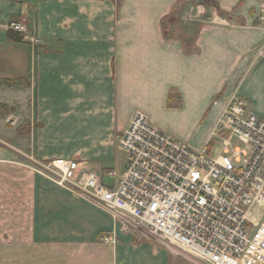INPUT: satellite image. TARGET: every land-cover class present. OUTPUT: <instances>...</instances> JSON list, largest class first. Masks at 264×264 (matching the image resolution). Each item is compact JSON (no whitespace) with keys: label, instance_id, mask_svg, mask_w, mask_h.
Wrapping results in <instances>:
<instances>
[{"label":"crops","instance_id":"1","mask_svg":"<svg viewBox=\"0 0 264 264\" xmlns=\"http://www.w3.org/2000/svg\"><path fill=\"white\" fill-rule=\"evenodd\" d=\"M182 1L0 0V107L8 123L35 129L33 158L72 153L82 171L119 173L115 136L134 111L164 131L167 118L158 113L209 111L207 141L233 93L264 118V0H211L228 23L191 25L184 41L163 27L168 21L176 29ZM14 21L27 29L15 30L21 40L7 37ZM16 168L12 228L0 232L12 238V264L130 263L128 246L118 241L130 233L124 219ZM105 234L115 241H100ZM151 248L158 256L151 264H161L162 251Z\"/></svg>","mask_w":264,"mask_h":264},{"label":"built area","instance_id":"2","mask_svg":"<svg viewBox=\"0 0 264 264\" xmlns=\"http://www.w3.org/2000/svg\"><path fill=\"white\" fill-rule=\"evenodd\" d=\"M10 27L27 31L17 21ZM217 137L220 150L212 156L209 142ZM118 148L126 158L120 173L82 171L68 160H53L45 168L59 186L170 251L202 264H264V118L242 97L228 99L198 148L154 125L140 110L119 133ZM102 240L115 241L108 235Z\"/></svg>","mask_w":264,"mask_h":264},{"label":"rangeland","instance_id":"3","mask_svg":"<svg viewBox=\"0 0 264 264\" xmlns=\"http://www.w3.org/2000/svg\"><path fill=\"white\" fill-rule=\"evenodd\" d=\"M198 2H195L194 0L182 1L179 6L180 11L175 18L176 21H174L176 23V29L170 26L171 23L165 21L163 22V27L167 29H165L164 32L184 41V37L187 32L190 31L189 27L191 25H196L198 23L204 25L228 23V19H224L226 16L223 17V13L220 12L215 3H212L213 1L205 0V3ZM223 20L225 21L223 22ZM10 29L12 28L10 27ZM233 95H236V93L231 94L230 97ZM219 97V95H216L212 98V101L216 102ZM208 113H202L198 116L199 113L196 112L194 108L187 107L169 115L158 114L161 115L160 118H167L165 120L167 133L185 143H188L194 148H198L206 142L204 136L208 128ZM7 115L8 112L0 107V153H2V160H0V232L2 235L3 233L10 231L12 228V190H10L12 189V164L13 166L17 165L16 170H20L19 172H32L34 175L42 176L49 182L58 185L55 182V177L45 168L48 162L53 160H63L66 158V160L72 161L76 165H81L82 163L81 160L78 159L79 157L77 158L78 155L72 153L69 157L61 159L53 158L44 161L35 156L33 158L31 153H33L36 147L33 142L35 129L26 128V124H23V120H21L22 122H20V124L8 123L7 120H5ZM61 133L62 132L60 131V134ZM119 133L115 136L116 145L118 144ZM209 145L212 148V156H216L219 153L221 146L220 139L218 137L211 139ZM10 152L16 154V161H12V158L9 159L4 157L6 153ZM117 161L120 164V167H116L115 169L120 173L123 169V164L125 163V154L120 150L117 153ZM67 190L72 191L70 189ZM14 210L15 209L13 208V211ZM17 210V216H22L24 214V209L21 208ZM253 213L256 214L255 210ZM127 230L130 231V233L126 232V230L119 233L118 241L119 244L128 246L130 263L138 261L140 264H151L154 260L157 262L156 259L158 256H154L151 250V247H156L162 251L160 254L161 264L165 263V255L163 253L170 255L172 259L171 264H202L200 261L185 252L170 251L166 245L158 241L155 237H152L147 233H141L131 225H129V229ZM102 237L103 236L100 235L99 239L104 242ZM0 264H12V238L0 239Z\"/></svg>","mask_w":264,"mask_h":264},{"label":"trees","instance_id":"4","mask_svg":"<svg viewBox=\"0 0 264 264\" xmlns=\"http://www.w3.org/2000/svg\"><path fill=\"white\" fill-rule=\"evenodd\" d=\"M7 37L11 40H21V37L18 35L17 32H15L14 30L10 29L7 33ZM188 41V40H187ZM185 41V42H187ZM190 43V41H189ZM168 98H171V97H168Z\"/></svg>","mask_w":264,"mask_h":264}]
</instances>
